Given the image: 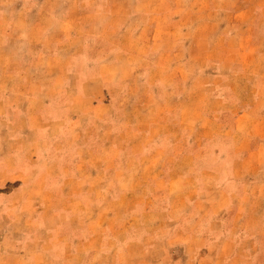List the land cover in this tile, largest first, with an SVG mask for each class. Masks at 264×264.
Masks as SVG:
<instances>
[{"label": "rangeland", "instance_id": "rangeland-1", "mask_svg": "<svg viewBox=\"0 0 264 264\" xmlns=\"http://www.w3.org/2000/svg\"><path fill=\"white\" fill-rule=\"evenodd\" d=\"M163 10L171 20L163 21ZM120 15L131 23L109 24ZM152 17L159 22L156 38L131 40L135 31L151 32L146 21ZM115 30L125 38L118 41ZM0 51V66L8 68L0 72L6 103L0 106V166L11 170L0 177V264H131L148 236L139 264L183 263L192 254L207 257L201 264H264V158L251 159L255 167L245 174L257 181L247 189L250 200L214 191L213 184L234 190L229 170L212 164V145L232 127L229 120L214 127L206 122L196 157L206 174L224 177L204 181L213 192L201 202L202 212L177 219L163 237L159 228L168 222L152 213L192 203L168 184L174 170L155 171L154 193L132 195L130 184L115 186L127 197L105 200L100 209L101 201L72 208L70 197L84 188L66 183L72 176L67 152L78 147L85 158L78 177L120 172L108 147L120 146L136 126L139 141L154 148L155 164L167 163L176 148L169 142L180 138L179 120L150 121L156 114L182 108L190 121L199 113L218 119L249 108L264 113V0H0ZM218 95L236 104L222 109L212 102ZM98 103L104 107L96 109ZM182 160L194 164V158ZM35 177L42 180L35 185L41 196L33 198L20 183ZM103 184L96 186L102 196L114 192ZM101 210L112 213L111 230L99 232ZM90 235L96 249L82 250ZM168 237L175 239L166 250Z\"/></svg>", "mask_w": 264, "mask_h": 264}, {"label": "crops", "instance_id": "crops-1", "mask_svg": "<svg viewBox=\"0 0 264 264\" xmlns=\"http://www.w3.org/2000/svg\"><path fill=\"white\" fill-rule=\"evenodd\" d=\"M140 0H136V2H139ZM171 5V3H170ZM126 5H124L125 7ZM45 8V7H42ZM170 9L171 7L168 6ZM167 8V9H168ZM248 8L244 9L243 12L247 13ZM172 10V9H171ZM171 11L166 12L165 10L162 11V17L163 21L165 19L171 20ZM149 18L150 15L147 14L146 18ZM69 18V17H68ZM155 18H151L150 20H147L146 23H149L154 26L151 28V32L149 33L147 30L145 31H135L130 34V39L134 40L135 42H139L141 40H152L155 39V31L159 22L157 20H153ZM132 19L125 18L124 15L116 16L110 19L111 25H120L123 26L124 24L131 23ZM152 21V22H151ZM154 21V22H153ZM232 21V24H234V21ZM144 22V21H143ZM138 25V24H135ZM115 32H117L115 30ZM118 35V41H121L125 38L124 34L121 32H117ZM115 33V34H117ZM145 35H147L145 37ZM229 34L227 35V39L229 40L230 37ZM120 50L124 51L122 48H119ZM125 52V51H124ZM0 51V55H1ZM220 66V65H217ZM8 71V68L5 66H0V72H6ZM212 88H216L217 86L211 85ZM166 98L162 97L159 101L161 102V105L165 110L167 108L165 107V101ZM212 102L218 103L222 109H229L231 106L236 104L235 99L230 100H224L219 95L214 99ZM5 93L2 94V98L0 99V106H5ZM96 109H102L104 107L101 103H98L95 105ZM196 111V110H195ZM202 112V111H201ZM195 118L194 122H191L192 120L188 121L183 109H179L175 113L171 112H164L162 114H156V117L149 119L150 121H158L161 120L163 122L166 121V119H169L171 117L176 118L179 120V129H180V138L178 141H175L173 143L169 142V145L175 146V150L172 153H168L167 163L162 164H155V159H153V152L154 148L146 143H143L142 141H139L140 138L143 136L140 133L139 126H136V128L132 127V129L125 133V139L122 142L120 146L117 147H108L112 153L111 158L113 157H119L118 167L120 172H116L115 174H112L110 171H104L100 175H89L88 177H78L75 173L77 168L81 167V161H85L84 155H82L83 151L80 147L76 149L68 150L67 158L71 159L68 160L71 164V177L67 182H72L78 187H83L84 189H79L78 192L74 195L76 191H74L73 195L70 197L69 201L73 203V207L79 206L80 204L86 203V202H92V206L97 207L96 202H102L100 203L99 207L96 209H100L102 207V204L105 200H118L122 198L127 197V191L122 190L121 188H116L115 186L121 185L120 187H125L128 184H130V188L134 189V193L132 195L137 194H149L154 193V185L155 184V178L154 173L156 170L160 171V173H166L170 174V170H174L176 174H172L167 180L168 184L172 185V191L176 193H180L178 199L180 200H188L192 201L190 204L194 207L191 208V210L188 208H178V207H171L169 209L164 210H155L154 213H152L151 216H160L161 218L165 217V221L168 222V224H164L161 226L160 231L162 232V236L165 235L169 231V225L174 223L177 219L182 218L183 216H188L194 213V211H201V202L203 200L208 201L209 195L213 191H208L204 186H202V183L206 180H213L217 183V177L221 175L224 177V174H221V172H218L217 174H206L203 170V162L202 160H197L196 157L199 154H202V143L201 138L204 132L203 127H209L206 122H208L211 127H214L215 125H221L224 120H229L232 122V127L229 129H224L221 134L217 135L215 138V143L212 145V153L214 154L213 157V166L215 168L217 167H226L229 170L230 175V182L234 183V190L230 191L228 189H223L220 187L219 184H213L214 185V191L221 194V197L226 198L227 200H234V198L238 200H250V196L246 195L247 189L255 182L256 180L252 181V176L250 174L249 177H246V173L251 172L252 166L255 167V164L251 159L258 157L259 159L262 157L264 158V154L262 153L264 151V113L260 112H254L249 109H243L240 112H233L228 113L227 115H224L226 117L222 118H216L215 115L210 114L209 116H204V114L199 113L194 115ZM101 117H105V115H102ZM197 121V122H196ZM205 121V123H203ZM256 125V126H255ZM252 127H257L256 130H253L255 132L252 134ZM194 133V141L192 144L188 147L186 145L187 138H190L192 134ZM196 133V134H195ZM106 147L100 149V152L96 150V152L101 153L102 151H106ZM4 152L5 150L1 149L0 152ZM75 151L76 155L71 157V152ZM176 156V159L171 160V156ZM190 157L191 159L194 158V164H186L183 165L184 160H182V157ZM1 157V156H0ZM173 163H172V162ZM192 161V160H189ZM252 161V162H251ZM22 169H26V162H23ZM190 163H193L190 162ZM217 167H216V166ZM1 167L0 166V177H4L5 175H10L11 170L9 168ZM85 168V166H84ZM187 170V171H185ZM145 172H147V175H145ZM200 172V173H198ZM199 174V175H198ZM148 176V177H147ZM102 177V178H100ZM210 177V178H209ZM39 177H35L34 179H31L30 183L27 182H21L20 186L27 187L31 193L36 197L41 196L39 193L35 191L36 184L41 183L42 180L38 179ZM8 179V178H7ZM98 179V180H96ZM130 179V180H129ZM264 180V179H263ZM53 181V180H51ZM103 184V186H107L108 191H114L112 194H107V196H102L97 190L96 186ZM125 183V184H122ZM146 185V186H145ZM201 185V186H200ZM113 186V188H112ZM143 186H145L143 188ZM188 186H192V188H189ZM232 187V186H231ZM99 188V187H97ZM100 189V188H99ZM104 189V188H103ZM231 189V188H230ZM177 196V195H176ZM173 200V196L169 197ZM71 203V204H72ZM213 205H210L209 207L212 208ZM244 211V210H243ZM104 210H101L99 213L101 220V228L99 232L102 231H108L112 229V213L106 212L104 213ZM239 210L235 214L236 216L239 214ZM70 213V212H69ZM246 212H242V215ZM60 216L59 214H55L54 217ZM112 216V217H111ZM110 217V218H109ZM106 218V219H105ZM106 220V222H105ZM111 221V222H110ZM158 235V234H157ZM150 236L147 237L145 243V247L142 251L138 252V254L130 259L131 264H139L143 261V257H145V252H148V246L150 244L149 242ZM93 235H90L87 242L92 241ZM173 237H168L165 241L164 248L167 250L170 249L171 241L174 240ZM159 240V239H157ZM94 241V240H93ZM92 241V243L89 244H83L82 250L89 249V250H95L96 245ZM139 242L138 240L134 241L133 243ZM172 248L179 249L180 245L173 246ZM96 254V253H94ZM218 254V253H217ZM141 257V259H140ZM94 258V256H93ZM196 257L194 254L189 255L188 259L185 260L183 263L175 261L173 264H201L203 259Z\"/></svg>", "mask_w": 264, "mask_h": 264}]
</instances>
